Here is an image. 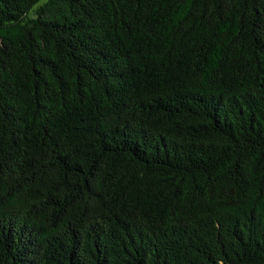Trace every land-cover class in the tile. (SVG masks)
Wrapping results in <instances>:
<instances>
[{"label": "trees", "instance_id": "obj_1", "mask_svg": "<svg viewBox=\"0 0 264 264\" xmlns=\"http://www.w3.org/2000/svg\"><path fill=\"white\" fill-rule=\"evenodd\" d=\"M0 264H264V0H0Z\"/></svg>", "mask_w": 264, "mask_h": 264}]
</instances>
